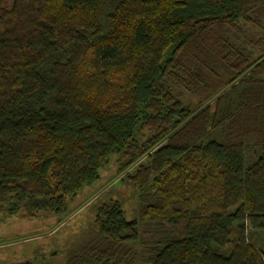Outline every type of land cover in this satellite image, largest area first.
I'll list each match as a JSON object with an SVG mask.
<instances>
[{"label": "trees", "instance_id": "1", "mask_svg": "<svg viewBox=\"0 0 264 264\" xmlns=\"http://www.w3.org/2000/svg\"><path fill=\"white\" fill-rule=\"evenodd\" d=\"M112 157L133 218L64 264H264V0H0V217L62 221Z\"/></svg>", "mask_w": 264, "mask_h": 264}, {"label": "rangeland", "instance_id": "2", "mask_svg": "<svg viewBox=\"0 0 264 264\" xmlns=\"http://www.w3.org/2000/svg\"><path fill=\"white\" fill-rule=\"evenodd\" d=\"M250 163L246 158V165ZM115 157L109 166L99 173V179L91 186L83 187L69 202L68 213L60 221L51 213L32 216L19 212L14 216L0 217V264H18L38 261L44 264H64L66 253L84 240L97 206L119 201L127 220L133 218L135 208L132 190L116 174ZM124 176V175H122Z\"/></svg>", "mask_w": 264, "mask_h": 264}]
</instances>
